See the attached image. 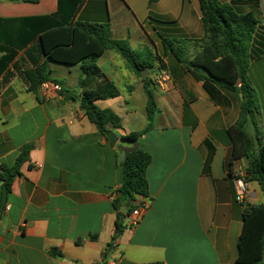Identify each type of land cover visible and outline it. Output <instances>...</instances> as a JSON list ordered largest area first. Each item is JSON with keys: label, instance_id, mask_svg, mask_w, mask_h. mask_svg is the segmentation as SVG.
<instances>
[{"label": "crops", "instance_id": "1", "mask_svg": "<svg viewBox=\"0 0 264 264\" xmlns=\"http://www.w3.org/2000/svg\"><path fill=\"white\" fill-rule=\"evenodd\" d=\"M218 1L239 13L252 12L259 21L249 76L263 120L264 0ZM57 10L58 0L0 1V36L5 39L0 38V58L3 49L17 50L0 75V172L29 148L11 188L0 182V206L7 191L0 212V264H97L107 249L108 264H234L243 214L264 202L261 186L249 182L247 200L237 203L229 174L232 163L243 170L247 165L244 157L234 158L243 148L229 134L239 119L242 95L218 86L197 68H187L163 45L164 39L176 40L186 59L199 56L206 45L199 0H84L78 11L76 20L108 24L113 38L155 57L150 77L159 113L152 128L129 147L121 146L123 137L147 126L143 78L149 74L136 75L119 53L107 51L97 60L120 90L117 98L97 101L121 118L120 128L109 126L115 143L89 120L80 99L62 93L81 95L79 65L49 64L62 91H29L25 72L46 59L38 37L19 46L28 32L37 31L26 20ZM158 76L166 79L164 86L156 82ZM247 130L264 141L262 121ZM133 148L152 156L148 197L132 202L146 209L139 225L131 228V214L121 206L124 227L116 236L113 203L123 182L118 159Z\"/></svg>", "mask_w": 264, "mask_h": 264}, {"label": "trees", "instance_id": "2", "mask_svg": "<svg viewBox=\"0 0 264 264\" xmlns=\"http://www.w3.org/2000/svg\"><path fill=\"white\" fill-rule=\"evenodd\" d=\"M0 1L33 4L39 2V0ZM199 2L206 39V45L202 47L199 56L192 60L186 59L184 49L178 47L176 40L164 39V48L166 52H172L174 57L183 62L187 68H197L207 73L209 80L218 86L242 95L239 119L229 130L234 142L243 148V151L235 153L234 158L246 159V180L257 182L264 193V141L253 138L247 130L249 124L258 127L260 115L259 97L249 76L252 44L259 21L254 13H239L229 3L218 0H199ZM83 3L84 0H58V10L54 14L26 20L29 26L37 31L28 32L25 41L19 43V46L27 45L38 37L40 51L46 59L42 65L25 72L24 76L29 83L28 89L36 92L43 82L58 83V80H54L51 76L50 63L79 65L82 70L79 80L81 95L76 97L72 95L73 91L66 90L62 93L69 99H80L81 109L89 120L96 125L103 136L112 140L115 136L109 126L120 128L121 118L110 109H101L97 101L117 98L120 96V90L100 69L97 60L107 51L119 53L136 75L142 77L143 72L149 74L148 77L143 78L147 126L142 131H134L123 137L125 142L134 144L152 128L159 113L154 82L150 77L155 67V57L148 51H134L125 40L113 38L108 24L76 20ZM0 38L5 40L2 35ZM10 40L7 42L12 43L13 39ZM3 51L4 56L0 58V75L17 54V50L14 49H3ZM255 141L258 143L255 144ZM125 151L126 157L121 164L123 182L116 191L113 203L118 211L116 236L124 227L122 225L124 214L119 212L120 207L127 204L129 216L137 207L132 205L135 198L148 197L149 192L147 169L152 162L151 154L139 148ZM28 157L29 148L25 147L14 166L10 168L2 166L0 182L5 189L11 188ZM91 238L97 239L96 236ZM238 251V258L234 264H264V202L245 210ZM109 255L110 251L105 250L102 261L97 264H108Z\"/></svg>", "mask_w": 264, "mask_h": 264}, {"label": "built area", "instance_id": "3", "mask_svg": "<svg viewBox=\"0 0 264 264\" xmlns=\"http://www.w3.org/2000/svg\"><path fill=\"white\" fill-rule=\"evenodd\" d=\"M156 82L160 86H164L166 79L161 76L157 77ZM41 89L48 91V90H55L57 92L61 91V86L56 84L52 81H46L41 84ZM231 171L229 174L231 175L235 187V200L237 203L242 204L244 203L248 196H249V182L246 180V171L239 168L237 163H232ZM146 209V205L143 204L142 206H137L131 213V220L129 223V227L135 228L139 225L144 211ZM115 264V263H110Z\"/></svg>", "mask_w": 264, "mask_h": 264}, {"label": "water", "instance_id": "4", "mask_svg": "<svg viewBox=\"0 0 264 264\" xmlns=\"http://www.w3.org/2000/svg\"><path fill=\"white\" fill-rule=\"evenodd\" d=\"M145 75L147 76L148 73L143 72L142 76H145ZM116 141H117V138H115V137L112 138V140H111L112 143H115ZM125 157H126V152L122 151L121 154L119 155V159H118L119 163L122 164L124 162V160H125ZM6 200H7V191L4 192V197H3V200H2V203H1V206H0V212L3 211V209H4L5 205H6ZM121 211L124 212V214L128 213V210H127V208H125V206H122Z\"/></svg>", "mask_w": 264, "mask_h": 264}, {"label": "rangeland", "instance_id": "5", "mask_svg": "<svg viewBox=\"0 0 264 264\" xmlns=\"http://www.w3.org/2000/svg\"><path fill=\"white\" fill-rule=\"evenodd\" d=\"M154 58V57H153ZM260 119V118H259ZM261 121H262V123H264V119L262 120V119H260L259 121H258V126L260 127V125H261ZM121 144V146L122 147H129L130 145H131V143L129 144V143H127V142H121L120 143Z\"/></svg>", "mask_w": 264, "mask_h": 264}]
</instances>
